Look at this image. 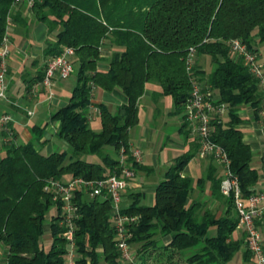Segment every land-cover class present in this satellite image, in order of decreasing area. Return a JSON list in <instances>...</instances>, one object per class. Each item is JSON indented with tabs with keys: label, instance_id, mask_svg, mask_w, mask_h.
I'll list each match as a JSON object with an SVG mask.
<instances>
[{
	"label": "trees",
	"instance_id": "16d2710c",
	"mask_svg": "<svg viewBox=\"0 0 264 264\" xmlns=\"http://www.w3.org/2000/svg\"><path fill=\"white\" fill-rule=\"evenodd\" d=\"M23 3V2H20ZM15 0H0V44L9 34V22L27 24ZM34 17L45 23L56 40L47 42L46 53L56 56L73 47L76 85L68 103L52 114L59 121L56 136L68 149L46 155V126L33 127L27 143H15L8 135L0 158V245L5 257L0 264H67L72 243L77 264H229L242 248L244 237L233 239L239 217L233 197L221 192L222 170L211 159L204 176L184 173L198 154L199 143L174 159L155 191V203H140L143 193L131 191V203L121 213L134 220L126 223L135 248L134 261L125 260L118 247L113 203L109 195L91 196L77 188L72 197L75 211L69 222L62 195L50 187L53 181L77 177L106 179L123 169L121 155L136 172L144 166L132 155L130 130L139 124L140 99L148 83L160 90L153 98L171 96L172 114L182 117L191 97L192 82L187 58L195 50L193 73L207 90L225 104L224 115L212 119L213 138L226 148L231 169L245 196L255 191L260 171L254 152L245 140L240 110L249 107L264 126V88L243 58H235L230 41L241 39L253 52L264 44V0H33ZM109 52V68L99 63ZM209 57L207 72L200 63ZM45 74V72H44ZM44 74L40 81L44 78ZM120 88L128 103L112 111H100V130L90 126L88 108L94 88ZM188 132V130H187ZM197 139V137H196ZM98 155L95 162L87 157ZM210 183V200L195 196ZM205 197V198H203ZM223 205L219 214L210 207ZM50 218L52 242H42ZM72 229L73 240L66 236ZM168 238V242H166ZM247 255L252 254L246 250Z\"/></svg>",
	"mask_w": 264,
	"mask_h": 264
},
{
	"label": "crops",
	"instance_id": "0c3cea01",
	"mask_svg": "<svg viewBox=\"0 0 264 264\" xmlns=\"http://www.w3.org/2000/svg\"><path fill=\"white\" fill-rule=\"evenodd\" d=\"M31 6L32 5L28 2H23L15 4L13 7V12L20 11L22 16L27 20V24L15 23L11 22V20L9 22L8 37L11 43V52L8 58V97L7 99H0V117L5 113L12 115L13 121L10 123V127L12 132L16 135L14 141L17 144L27 143L32 139L33 127L46 126L45 131L48 141L41 147V152L48 155L54 151L53 144L60 124L59 121L52 120V114L68 103L76 82L72 83L73 85L70 86L71 83L66 82V80L71 77L70 76L67 79H54L50 88L42 84L38 85L41 82L40 78L45 72L47 62L51 57L46 53L47 42H54L56 37L55 33H49V28L45 23L35 19ZM103 56L104 60L101 61L98 66L100 69L106 70L109 68V52H105ZM159 90L160 87L156 83H148L140 99V107L144 100H151L153 106L150 112L147 113L148 120H150V122H148L151 125L148 127V123L147 126L143 128V136L139 137L137 141H130L132 146L138 145L142 148L143 159L140 164L144 166V169L137 172L138 176L136 175L137 177L132 179L129 187L124 190L122 201L126 205L131 203V198L129 197L131 191H140L143 193V196L150 192V202L147 205H153L155 203V191L158 184L151 183V185H147L143 182L144 177H148L149 179L150 175L155 173L156 169L160 167L156 155L153 156L154 165L148 166L145 164L144 160V150L149 147L150 141L153 140L154 130L158 129L161 132L164 141L163 144L166 148L178 151V154L173 156L171 160L166 161L165 159L161 161L165 168V172L171 167L176 157L190 149H194L197 142L193 132L190 135V139L186 140V138H184L183 135L185 131L184 128H182V117L172 114L174 111V104L169 108L165 106L164 102H166V97L168 96H162L154 100L153 93ZM99 103H104L112 111H115L118 105L128 103V98L120 88H115L112 91H106L100 87L94 88L92 104L88 108L90 123L95 119V113L100 115L99 108L96 106V104ZM29 112H32V114H29ZM240 114L245 118L241 124V128L243 130L245 128H250L254 132L250 135L245 133V140L249 142L253 148V163L260 171L261 176V153L264 147L262 146L264 143L263 128L261 125L255 123L253 119L254 116L250 117L251 112L247 108L240 110ZM8 135L9 134L4 130L0 129V158ZM140 138L144 140L141 141L139 140ZM66 148L67 145H64V149ZM197 157L202 160L201 164L198 163V171L202 169V173L200 174L196 170L197 168L189 166L190 162ZM193 159L185 168L184 173L197 179L204 176L208 163L205 161V158L199 155V152ZM158 160L160 162V159ZM165 172L163 175L160 173V175H162L161 181L164 179ZM210 186L211 184L207 183L205 192L196 191L195 196L197 194V196L200 197L205 196L206 198H210ZM129 188H131L130 191H128ZM261 229L264 236V223L261 224ZM232 237L233 239H241L244 235L243 232L238 231L237 233L234 232ZM166 242H168V238H166ZM245 251L246 248L244 246V252L238 254L237 257L234 256L235 258L233 257L229 264H253L252 258L247 255Z\"/></svg>",
	"mask_w": 264,
	"mask_h": 264
},
{
	"label": "built area",
	"instance_id": "2783aa9c",
	"mask_svg": "<svg viewBox=\"0 0 264 264\" xmlns=\"http://www.w3.org/2000/svg\"><path fill=\"white\" fill-rule=\"evenodd\" d=\"M16 3L28 2L32 5L33 0H15ZM11 43L6 34L0 44V99L8 97V58L11 52ZM230 51L235 58H243L248 64L250 72L258 79L259 84L264 88V61L262 54L250 50L241 39L230 41ZM75 54L73 47H65L64 51L49 58L44 78L38 84L50 88L53 80L67 79L75 73L72 58ZM195 50L191 49L187 58V70L191 76L192 90L191 97L187 102L185 111L186 120L192 132L197 137L199 143V155L203 158L213 160L222 170L221 192L226 197H233L237 214L239 217L237 229H241L244 235V246L252 254L253 264H264V236L261 224L264 223V147L261 153L262 174L260 176V186L257 185L255 191L245 196L242 192L237 176L231 169V158L228 151L213 138L212 119L216 116L224 115L227 111L225 104H218V97L211 90H206L197 80L193 73L195 64ZM32 114V112H29ZM260 116L264 118V108L260 111ZM255 123L264 126L254 117ZM13 121L12 115L5 113L0 117V129L7 134H12L10 123ZM132 155L136 162H142L143 151L140 146H132ZM121 155V161L124 158ZM136 176L135 171L123 167L119 175L114 174L106 179L86 180L77 177L67 181H53L50 187L54 189L57 196L62 195L64 213L70 222L75 211L72 197L75 189L85 187L89 189L91 196L107 194L113 203L114 223L118 239V247L125 260L134 261V253L129 244L131 234L126 223L134 220L121 213V202L123 192L126 190L131 180ZM73 230L70 229L66 236L73 240ZM67 264H77L76 252L72 243L68 253Z\"/></svg>",
	"mask_w": 264,
	"mask_h": 264
},
{
	"label": "rangeland",
	"instance_id": "374dc122",
	"mask_svg": "<svg viewBox=\"0 0 264 264\" xmlns=\"http://www.w3.org/2000/svg\"><path fill=\"white\" fill-rule=\"evenodd\" d=\"M260 53L262 54V61H264V44L261 46V51ZM200 63L203 65L204 68H206L207 72H210L213 68V64H212V61L209 57H201L200 58ZM76 75L73 74V76H71L68 80H66L67 83H71L70 86H72L74 82H76ZM166 102L165 103V106L166 108H169L171 107L173 104H174V101H173V98L171 96H168L166 97ZM152 103H151V100L148 99V100H144V102L142 103L141 107H140V113H139V124L134 126L133 128H131V132H130V135H129V138H130V141L133 142V141H137V139L139 137H142L143 136V128L147 126V124L150 122V120H148V115L147 113L150 112V110L152 109ZM245 109V108H244ZM247 109L251 112V116H254L252 114V111L249 107H247ZM95 119L91 121L90 123V126L95 129V130H100V127H101V124H100V115L98 113H95L94 115ZM149 121V122H148ZM187 122V128L186 127H182L184 128V131H185V134L183 135L184 138L187 139H190V135L192 134V130L189 126V123L188 121L186 120ZM150 123L148 124V127H150ZM188 130V132H187ZM245 133L250 135V134H253L254 132L250 129V128H245L244 129ZM194 134V133H193ZM139 140L143 141L144 139L140 138ZM163 137H162V134L161 132L156 129L154 130V134H153V140L150 141L149 143V147L147 149L144 150V160H145V164L148 165V166H151V165H154V157L153 156H157V162L159 163V169H156L155 173L151 174L150 175V178L148 179V177H144L143 178V182L146 183L147 185H151V183H155V184H158L162 179V175L164 174L165 172V168L163 167L161 161L165 160L166 161H169L173 158V156H176L178 154V151H175L173 149H170V148H166L163 144ZM54 151L55 150H61V149H64V145H67V149H68V144L58 138L56 136V139L54 140ZM132 146V145H131ZM142 146V145H141ZM264 146V143L263 145ZM143 147V146H142ZM88 159L92 160V161H99L100 158L98 155H92L91 157H87ZM124 158V162H123V166L126 167V168H130V169H133V164L132 163H128L126 161L127 159V156H123ZM160 159V162L159 160ZM205 161L207 163H209V160L207 158H205ZM198 163H202V160L197 157L196 159H193L189 166H191L192 168H197L196 170L198 171ZM135 171V170H134ZM202 169H199V174L202 173L201 172ZM137 172L135 171V174ZM160 173H162V175H160ZM138 176V173L136 174ZM137 176H135L134 178H136ZM140 178V177H139ZM131 188H129L128 191H130ZM127 191V193H128ZM126 193V195H127ZM150 192L147 193V195L143 196L141 199H140V203L141 204H149L150 202ZM197 196V194H196ZM205 198V197H203ZM208 200H210V198H207ZM126 204H124V202L122 201L121 202V206H124ZM210 207L212 209H214V211H217L219 214L222 212V207L223 205L219 202H217L216 200H212L210 201ZM55 212V210H51V213H49L48 215V220L46 222V232L43 236V239H42V242L43 244L45 245L46 248H49L51 242H52V238H51V232H50V228H49V225H50V218L51 216L53 215V213ZM238 231H241V229H236L235 232L237 233ZM132 251H135V248L132 247ZM242 252H244V246L240 249V251L238 253H236L235 257L238 256V254H241ZM134 253V252H133ZM5 257V249H4V245H0V259H4ZM234 257V258H235ZM102 264H106V263H102Z\"/></svg>",
	"mask_w": 264,
	"mask_h": 264
}]
</instances>
